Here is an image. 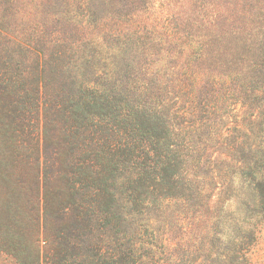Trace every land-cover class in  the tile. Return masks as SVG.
Masks as SVG:
<instances>
[{"label":"trees","instance_id":"obj_1","mask_svg":"<svg viewBox=\"0 0 264 264\" xmlns=\"http://www.w3.org/2000/svg\"><path fill=\"white\" fill-rule=\"evenodd\" d=\"M135 1L0 25V264H262L264 1L190 0L159 35Z\"/></svg>","mask_w":264,"mask_h":264},{"label":"rangeland","instance_id":"obj_2","mask_svg":"<svg viewBox=\"0 0 264 264\" xmlns=\"http://www.w3.org/2000/svg\"><path fill=\"white\" fill-rule=\"evenodd\" d=\"M136 0L133 3V7L129 6L128 11L132 10V15H136L137 23L144 27V32L156 31L154 35L164 33V25L168 22L182 23L186 19L184 13L187 11L190 0H147L146 3L140 4ZM264 1V0H263ZM39 0H11V2L4 3V0H0V25H4L5 32L9 35H14L20 40L34 41V30L44 29L49 30L50 23L55 17L51 8V4H45L44 9L38 8ZM184 4V6H183ZM9 5V13L7 18L3 19V13ZM6 6V7H5ZM5 7L4 11L3 8ZM49 18H48V14ZM122 14H126L122 12ZM128 19L130 17L127 16ZM135 20V19H134ZM132 23V21H130ZM62 28V26H61ZM4 45V41H0V48ZM126 61H124V70H127V65L131 64L136 69L138 63L142 61L143 57L139 54L132 60H128V57L132 52H127ZM42 121V118H41ZM169 225V224H168ZM172 227L173 235H182V229L180 225L174 224ZM260 237L256 246L252 249V259L264 264V224L261 226L259 233Z\"/></svg>","mask_w":264,"mask_h":264}]
</instances>
